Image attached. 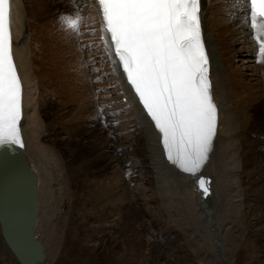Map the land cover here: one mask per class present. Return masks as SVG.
Returning <instances> with one entry per match:
<instances>
[{
	"label": "rangeland",
	"instance_id": "1",
	"mask_svg": "<svg viewBox=\"0 0 264 264\" xmlns=\"http://www.w3.org/2000/svg\"><path fill=\"white\" fill-rule=\"evenodd\" d=\"M23 1L25 6L28 7V0ZM33 1H36L37 5L40 3L42 7V9H38L40 10L38 14L35 11L36 16H38L37 18H39L38 26L45 24L49 17L51 20L56 19L54 22V34L58 38L57 42L52 43V40L47 36L43 41L44 46H42L41 41L39 42V47H41L37 49L44 54V65L42 67L41 61L40 66H36L38 80L36 101L40 105L39 114L44 122L42 124L46 125L47 132L46 137L42 140L45 145H51L52 142L56 145V150L60 155L65 173L61 174L59 186L55 183H53L54 185L52 184L55 187L53 195L56 198H51L55 201L54 204H52L53 201H50L51 199L49 200L50 204L48 208L51 210V213L49 214L48 226L53 228L47 227L52 233L48 237H45L42 230L40 235L41 240L46 245L49 261L53 264H205V262L200 260L201 257L197 249L198 243L194 241L193 237L189 238L187 224H191V220L184 210L185 205L180 203L179 200L172 205L175 206L173 209L176 211V219L180 221L181 217V223L183 222V230L178 231L176 228L178 222L167 215L170 210L167 204L168 201L161 203V200L153 191L152 186H154V183L152 182L153 177L150 176V169L145 168L146 166L144 165L145 171L142 174L140 172V170L143 171L140 165L144 163L141 161L144 155L142 154V157L139 155L140 157L138 158L136 157L137 154L132 153V150L138 151L142 149L140 147L144 137L141 131H137L132 126L133 124L131 125V123H134L132 122L133 117L126 119V114L120 111L118 115L109 114V117H114L112 119L113 123L100 125L103 108L97 109L96 106L101 104V102L107 103L104 101L107 100L104 95L106 93L111 95L113 91L110 89L105 92L104 85L100 84L102 82L93 84L96 78L100 76L99 70L98 72L94 71V66L91 65L93 60H86L87 57H91L93 51L91 49L87 51L84 48L85 46H83V49H80L81 45L89 40V37H87L88 39L84 38L88 34L86 33L87 30L82 28L79 33L71 35L70 33L68 34L66 27L62 23V18L67 15L76 16L79 14L81 17L82 9H79V7L74 8L72 0ZM48 21L46 24L51 23V21ZM35 22L36 18L31 22V32H34L37 36L40 34L41 39L44 34L36 27L33 28V23ZM238 25L244 26L240 22H237L233 26L227 25L228 29L225 36L231 38L230 42L244 40L241 39V32L236 29ZM48 26L51 27L50 24ZM48 26L44 27L46 28V35L50 33ZM238 32L240 33L238 34ZM243 33L245 36V31ZM230 50L232 51L234 62L238 57H242L240 52L233 47ZM245 57H250V54L248 55L246 52ZM80 59L85 60L84 63L86 62V66H90L91 72H87V69L84 67L85 65L79 63ZM36 61L35 64H38V61ZM244 61L237 67L236 63L233 64L234 71H236L238 76H244L245 79L243 81H249L251 84L263 82L261 78L256 77V79L252 76L254 74V65H250L253 63L244 64ZM255 63L260 65V62L257 63V60ZM245 65L251 67V73H246V71H250V67L247 69ZM41 67L44 71H49L48 78H44L45 80L41 75ZM241 68H246L247 70L244 71L242 69L240 71ZM94 75L96 78H94ZM65 78L67 79L65 80ZM67 80L68 82L71 81L69 82V86ZM227 88L229 94L233 95L231 98L232 103L240 90L234 84L230 86L229 83L227 84ZM53 90L63 91L59 92V99L55 97L56 95H50ZM258 90L261 92V88ZM256 93L258 92L256 91L254 96L249 97L248 102L251 103L253 101ZM111 97H114V95ZM58 100L59 103H56ZM91 101L92 104H96L94 110L99 115V119L96 118L99 124L94 121V111L91 109ZM114 101L116 102L115 99ZM85 107L90 110L88 120L84 119L85 116L82 113ZM249 112H251V109ZM249 115L253 116L252 113H249ZM121 117L125 119V122H123L124 126L120 123ZM242 117L243 119L245 117L243 113ZM106 118L108 117L104 119ZM116 122H119V124ZM263 123L264 98L261 111L255 114L253 119L256 130L260 129L257 125L262 126ZM239 130L243 131V134L240 133V136L238 135L240 137L238 154L240 155L239 152L245 149V152L242 151V157L244 158L245 156L244 161H246V164L244 163L243 165V175H240V179L247 204L244 211L245 225L243 228L245 229V234L242 235L243 237L239 241L238 249L233 253V261L234 264H264V170H262L264 169V148L256 147L257 145L252 143L250 147H246L241 143L246 136L252 137L253 140H260L259 137L262 136L256 134L255 130L253 134L246 135L245 132H248V130L245 127H240ZM259 132L261 133V130ZM125 143L130 145L131 148L127 147ZM143 143L145 144V139ZM240 144L242 149H240ZM112 147L115 148L113 149L115 153L111 152ZM248 154L250 155L246 156ZM134 158L137 161L135 163L138 164L134 163ZM123 163H125V167L133 165L132 180L128 183L130 186L125 185L120 173V167H124ZM259 166L263 176L260 179L258 173L254 172ZM125 171L128 174L132 173L126 169ZM117 178H122V181H114ZM254 178L257 179L255 180ZM105 181H108V183ZM64 187L67 191H60ZM103 190H110V196L104 197ZM113 192L115 193L114 197H112ZM224 192L226 193V197L227 192ZM119 199L125 200L124 204ZM160 204H165L166 208L162 210L161 208L163 207ZM180 205L184 206L180 209ZM91 206L94 207L92 210L89 209ZM66 208L67 211H65ZM81 212L85 214L82 215ZM64 216H66V224L71 222V229H73V225L75 226L74 230H63L66 226L64 223V225L62 224V217ZM90 226L94 227L96 233L90 234L86 239L84 237V233H86L85 228ZM237 229L241 231L242 226L237 227ZM58 233L61 236L59 239H57ZM226 233L228 234V231ZM92 240L93 242L90 243ZM92 245L96 246L92 247ZM8 259L7 253L0 246V264H9Z\"/></svg>",
	"mask_w": 264,
	"mask_h": 264
},
{
	"label": "bare ground",
	"instance_id": "2",
	"mask_svg": "<svg viewBox=\"0 0 264 264\" xmlns=\"http://www.w3.org/2000/svg\"><path fill=\"white\" fill-rule=\"evenodd\" d=\"M80 1L81 0H72L74 8L79 7V9H82V12L80 14L82 15L81 22L79 24V28L77 32L79 33L82 28H85L87 30L86 33L88 34L84 38L89 37V40H87L88 39L87 38L86 39L87 41L85 40L86 42L83 43L81 47L86 46L88 48L91 46L95 50L91 58L87 57L86 60L87 61L89 59L93 60L91 65L94 66V71L98 72L99 70V72H101L102 74L110 76L108 78V84H112V87L110 88H115L116 93L119 92L122 93L120 99L123 97L127 99V104L129 106V109H127L128 111L124 110L122 108L123 106L120 104L114 106L115 103L113 102V100L115 98L107 99L104 101L109 103V104H105L107 108H109L110 110L109 114L113 113L114 115H118L120 111L121 113L123 111L124 112L123 114H126L125 116H127L126 119L127 118L131 119L133 117L132 122L134 123H131V125L133 124L132 126H134L135 129H137V131H141L145 139V144L143 143L144 141L143 139L141 141L142 145L140 147L142 149H139L138 151H133V154H137L136 157L138 158L140 156L142 157V154L144 155L141 161L146 162L143 164V166L145 165L146 166L145 168L150 169V176L153 177L152 182L154 183V186H152V188L154 189L153 191L156 193L157 197L161 200V203L163 202L166 203L168 201L167 204L170 207V210L167 215L178 222L176 228L178 229V231H182L183 230V225H182L183 222L181 223L182 219L181 217H180V221L176 219V211L175 209H173V207L175 208V206H172L175 203H177V201L179 200L180 203L185 205L184 210L186 211L187 215L191 220L190 221L191 224H187V232L189 233V238L193 237L194 241L198 243L197 249L199 251V256L201 257L200 260L205 262V264H222L217 256L216 242L214 238L216 236V238H219L221 241L223 256L226 258V260L229 263L234 264L233 253L236 251V249H238L239 241H241L243 237L242 235L245 234L244 233L245 229L243 228V226L245 225L244 211L246 210L245 205L247 204L244 197L245 195L243 191L244 188L241 186V179H240V175H243L242 173L243 165L244 163L246 164V161H244L245 156L244 158L242 157V151H244L245 149L239 152L240 155L238 154L239 143H240L239 142L240 137H238V135L243 132V131L241 132L239 128L245 127L248 130V132L247 131L245 132L246 135H250V133H254V130L256 134H260L259 131L260 129H262L261 135L264 136V123L262 124V126L257 125V127L260 128L258 130L255 129V125L253 124V119L255 114L261 111V107L263 105L264 63H262L261 67L253 66L254 74L252 75L253 77L261 78L263 82H259L258 84H251L249 81L244 82L243 79H245V77L244 76L239 77L236 71H234L235 69L233 64L235 62H234V57L232 56V51L230 50V48L232 47L231 44H236L237 41L230 42L231 38L225 36L228 29L227 25L233 26L237 22L242 23L244 26L246 25L245 15L241 19H236L234 18V16H232V13L228 12L229 14H227L226 10L228 8L234 7L239 10L240 6L237 5L238 2L235 0H201L200 16H201L202 37L204 41L205 51L208 56L209 81L214 96L213 99L215 101V105L217 108V120H218L215 143L212 145L213 147L212 148L213 152L211 155L212 159L208 167L209 169L208 172H210L215 179L214 180L215 184L212 185V190L215 195L214 206L211 209L213 210L214 207H216V209H215V214L208 215L205 212L203 205L199 203L197 194L194 192L192 188L191 178L189 176L181 175L178 171L175 172L174 168L171 165H169L165 160V156L163 153V146L161 145L160 142V135L156 133L155 130L153 129L152 122L145 113L142 104L138 101V96L134 93L132 87L127 83H125L123 77L124 73L122 71L121 66L118 63V60L115 58L114 51L112 49V46L110 45L109 35L106 34L104 31H101V29H103L102 28L103 23L100 16L101 13L99 10L98 3L95 0H82V3L80 4ZM45 2H47V0ZM27 4L29 5L28 7L25 6L23 0H12V25H11L12 53H13L14 63L17 68V72L22 83V118L20 121V130H21L22 142L24 146V153L27 157L31 170H33L38 176L39 193H40V214L37 220V237L39 240H41L40 235L42 230H43V235L45 237H48V235L51 234L52 231L50 229L48 230L47 227L53 228L48 226L49 217H50L49 214L51 213V210L48 208V205L50 204L49 201L51 199L50 195L55 188L52 186V184L55 183L56 185L59 186V181L61 180V174H65V173L60 160V155L56 150V145L53 142L51 143V145H45L44 141L42 140L44 137H46L47 132H46V125L42 124L44 122L39 114L40 105L36 101L38 94L37 91L38 80L36 76L37 74L36 66L41 64V61H42V67L44 65V54L43 52H40L38 50L41 47V46L39 47V42L41 41L42 46H44L43 41L45 38H47V36L49 37V39L52 40V43L57 42L58 38H56L57 36L55 37L54 34V29H55L54 22L56 19L51 20L49 17L48 20L51 21L52 24L51 23L46 24V22L48 21L47 20L45 24L38 26L39 18H37L38 16H36L35 11H37L38 14V11H40L38 9H42V7L40 3L39 5H37L36 1L33 0H28ZM241 8L242 9L237 12H243L245 14L246 12L245 4H242ZM35 18H36V22L33 23V28L36 27L38 30H41L43 32L44 35L42 36L41 39H40V34H38L37 36L34 34V32L33 33L31 32V22L34 21ZM49 24L51 25V27L48 26ZM45 26H48L50 30V33L47 35L45 33L46 32V28H44ZM237 27H240V25L236 26V28ZM67 30L70 31L72 35L73 30L69 28H67ZM249 31L250 30L246 29L245 34L248 33ZM240 32H238V34ZM103 34L106 35V38L109 41L107 45L104 43H99L98 41V38ZM240 34H242L241 39H244L245 38L244 33L241 32ZM33 35L35 36L33 37ZM245 52H247L248 55L251 54L250 50H247ZM225 57L228 58L225 59ZM35 60L38 61V64H35ZM84 61L82 63V61L80 60L79 63L86 66L85 64L86 62L84 63ZM95 65H99V66H95ZM42 67L40 69L41 75L43 79L44 78L47 79L49 71L47 72L44 71ZM86 71L89 72L88 69ZM95 75L94 78H96ZM38 76L40 77V75ZM92 78L91 80L93 81ZM101 78L102 76L100 75L96 79L100 80ZM66 79L67 78H65V80ZM69 82H68V86H69ZM84 82L86 81L84 80ZM228 83L230 86L234 84V86L240 90V92H238L234 97V101L232 103H231V98L233 95L229 94V90L227 88ZM90 85L92 84L90 83ZM105 86L106 89L109 88L106 83ZM259 88H261V92L258 90ZM60 91L53 90L51 91L50 95L51 96L56 95L55 97L59 99ZM256 91L258 93H256L253 101H251V103L248 102L249 97L254 96ZM73 97H75V95H73ZM104 97L108 98L109 95L107 94ZM56 103H59V100ZM101 104L103 103L101 102ZM94 106H96V104ZM86 107L82 113L85 116L84 119L88 120L89 119L88 114L90 110L87 109ZM91 109L93 108L91 107ZM250 109L251 112H249ZM242 113L245 116L244 119L242 117ZM249 113H252L253 116H250ZM237 121L239 122L237 123ZM241 121L243 122L240 124ZM123 122H125L124 118L121 119L120 123L123 125L124 124ZM101 124L102 122H100V125ZM241 143L244 144L246 147H250L251 143L257 146L264 145V141H252L250 140L249 136L244 137ZM240 149H242L241 144H240ZM249 155L250 154L246 156ZM10 161L8 163H10ZM124 165L125 163H123V166ZM254 172L258 173L259 179L260 177L261 178L263 177L260 166ZM255 176H257V174H255ZM114 181L121 182L122 178H117ZM105 182L108 183V181ZM62 190L67 191L65 187L62 188L60 191ZM223 190L227 192L226 197H225L226 193ZM102 193L104 197H109L111 191L103 190ZM114 196L115 193L113 192L112 197ZM119 200L121 201V203L125 201L122 199ZM160 205L163 207L161 208L162 210L166 208L164 206L165 204L164 205L160 204ZM183 206L180 205L179 208L181 209V207ZM63 223L66 225V216L62 217V224ZM210 225H213L215 227L214 235L210 231ZM240 226H242L241 231L237 229V227ZM227 231L228 234L226 233ZM240 232L242 233L240 234ZM59 237L61 238L60 233L57 234V239H59ZM41 241L44 244L43 240ZM0 246L1 249H3L7 253L9 257L8 259L9 264H17L15 262L14 257L11 255L9 250L4 245L1 237H0ZM44 247L47 256L46 260L48 261V264H53L48 259L45 244Z\"/></svg>",
	"mask_w": 264,
	"mask_h": 264
},
{
	"label": "snow or ice",
	"instance_id": "3",
	"mask_svg": "<svg viewBox=\"0 0 264 264\" xmlns=\"http://www.w3.org/2000/svg\"><path fill=\"white\" fill-rule=\"evenodd\" d=\"M103 31L167 158L195 176L208 158L217 126L201 0H97ZM245 24L264 63V0H244ZM78 30L81 17L62 18ZM12 0H0V146H23L22 83L12 53ZM106 43L109 41L106 39ZM200 187L207 192L205 181Z\"/></svg>",
	"mask_w": 264,
	"mask_h": 264
},
{
	"label": "water",
	"instance_id": "4",
	"mask_svg": "<svg viewBox=\"0 0 264 264\" xmlns=\"http://www.w3.org/2000/svg\"><path fill=\"white\" fill-rule=\"evenodd\" d=\"M11 153L17 159L13 163L0 154V234L19 264H35L44 258L32 237L38 213L37 178L19 150Z\"/></svg>",
	"mask_w": 264,
	"mask_h": 264
}]
</instances>
